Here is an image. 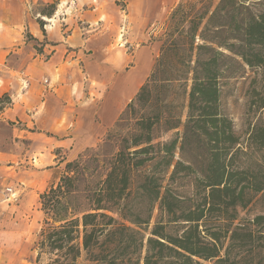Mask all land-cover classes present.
I'll use <instances>...</instances> for the list:
<instances>
[{
	"label": "rangeland",
	"instance_id": "1",
	"mask_svg": "<svg viewBox=\"0 0 264 264\" xmlns=\"http://www.w3.org/2000/svg\"><path fill=\"white\" fill-rule=\"evenodd\" d=\"M55 2L53 10L50 4ZM72 0H50L44 4L35 5V9L40 13L52 11L50 16L43 15V21L50 24L47 18L53 15L61 14L64 11L67 2ZM194 0H178L177 3L168 10L163 18L152 28L153 33L149 40L152 41L154 48L153 62L148 76L143 85L140 86L134 98L121 111L118 118L111 126L102 140L93 147L83 149L78 155H82L83 162L88 165L89 172L84 181L88 183L91 189L97 190L103 186L102 180L105 173L111 170L112 160L116 151L123 150L126 144L132 139L131 136L139 133L141 129L142 136H151L148 142L143 138L139 154L130 155L132 162H139L137 165L127 164L129 168V184L126 191L127 196L120 201H114L116 205H126L130 211H140L142 219L149 218V225H133L131 221L126 224L139 229L144 236L143 248L138 241H132L127 251L115 253V257L124 261L120 264H133L132 260H139V264H144V257L153 249L147 244V238L151 235L152 229L159 222L165 225L164 232L170 236H179L186 230L187 222L180 219H170L168 214L163 215L160 210L161 200L154 199L155 194L145 195L143 178L155 172L158 177L157 189L161 196L165 191H169L182 204L202 202L200 207L208 208V201L203 197L209 194L210 187L202 185L200 188L197 180L202 177L199 166L208 160L209 147L204 148V136L198 140L190 133L191 126L195 122L191 116L196 115L194 101L191 100L190 93L193 83L197 76V69L200 64L207 62L219 52L222 62L219 64V74L216 86L219 91L217 102L215 104V113L218 118L224 120L225 132L231 134L233 140L227 143L225 150H222L221 160L225 165V172L228 174L237 168L252 165V171L258 174H264V133L263 141L256 139L260 130H264V65L257 63L249 65L243 60L240 53L234 49V45L239 41L230 33L232 21L228 15L230 12L237 13L235 18L241 20L239 13L240 7L248 8L251 13L257 16L264 8V0H237L236 5L224 4L221 0H214L210 13L203 19L199 34L205 30L213 33L216 39L227 44L220 49H209L207 44L197 36L194 48L190 47L191 34L189 26L184 22L177 11L180 3L186 8ZM64 2V3H63ZM233 6V8H231ZM205 47H199V46ZM231 45V46H230ZM218 50V51H217ZM192 120V122H191ZM190 126V127H189ZM150 128V129H148ZM188 129V130H187ZM149 130V131H148ZM255 132L253 140L251 137ZM189 136L191 141L184 146L185 137ZM173 140L177 141L174 148L170 150L164 148ZM132 148L128 152H133ZM168 150V151H167ZM208 153V154H207ZM77 155V156H78ZM136 155V156H135ZM77 156L74 158L76 159ZM176 162H182L185 166L197 167L198 171L191 173L189 170H178L175 177L172 173ZM162 164V165H160ZM15 167H20V163H13ZM155 165H160L158 170L153 171ZM254 166V167H253ZM93 168H97L94 172ZM264 177V175H263ZM249 181L240 178L234 183L245 184V188L250 190L246 205H234L225 207L232 211L233 216L229 218L233 227H245L252 229L256 238L255 243L264 240V223L253 222L256 216L264 215V187L261 190H251ZM14 184L12 182L9 193V202L16 203L20 197L19 192L14 194ZM226 183L223 182L221 187ZM248 185V186H247ZM141 186V187H140ZM43 187V185H42ZM141 189H140V188ZM41 188L36 189L38 191ZM143 189V190H142ZM247 191V190H246ZM157 200V201H155ZM142 201V203H141ZM125 206V207H126ZM182 208L185 206L181 205ZM233 206V207H232ZM163 208V206H161ZM0 209V238L5 240L0 245L3 247L14 248L16 260L14 264H46L47 256L42 255L40 261L35 262L37 251L34 243L37 239L38 231L41 227L42 212L39 210V203L35 193L26 202V205L19 209L17 214L13 212L6 203L2 204ZM149 212V216L147 213ZM218 213V212H215ZM115 221L110 223L108 218L99 221L112 224L107 226V230L112 231L116 227L117 216L110 214ZM209 216V212L206 213ZM216 218V216H213ZM210 218L214 220V218ZM209 219V218H207ZM173 220V221H171ZM210 220V219H209ZM206 221V220H205ZM264 222V221H263ZM262 227H259L258 224ZM200 229H202L200 227ZM230 234V232H229ZM228 232L221 239V253L230 243ZM202 236V235H201ZM138 238L141 235L137 236ZM12 238V240H10ZM263 238V239H261ZM130 243V241H129ZM149 251V252H148ZM126 252H129L128 254ZM258 252V251H257ZM257 252L254 253V264H264V258ZM110 252L109 254H112ZM83 259V258H82ZM79 260L78 264H96L85 260ZM214 260L203 261L207 264H220Z\"/></svg>",
	"mask_w": 264,
	"mask_h": 264
},
{
	"label": "crops",
	"instance_id": "2",
	"mask_svg": "<svg viewBox=\"0 0 264 264\" xmlns=\"http://www.w3.org/2000/svg\"><path fill=\"white\" fill-rule=\"evenodd\" d=\"M48 1L0 0V97L10 99L0 109V209L16 214L106 135L149 74L152 28L178 0H72L50 24L35 9ZM15 258L0 249V264Z\"/></svg>",
	"mask_w": 264,
	"mask_h": 264
},
{
	"label": "trees",
	"instance_id": "3",
	"mask_svg": "<svg viewBox=\"0 0 264 264\" xmlns=\"http://www.w3.org/2000/svg\"><path fill=\"white\" fill-rule=\"evenodd\" d=\"M213 1L194 0L186 8L182 6V3L177 7L182 20L187 23L192 31L191 48L195 47L197 36L210 47L208 50L227 46L226 43L218 41L213 33L208 30L199 34L201 23L210 13ZM221 1L225 2L224 4H237V0ZM55 2L50 4L51 10H53ZM116 2L122 8L124 7V0H116ZM240 8L241 20L235 18L237 13L230 12L228 15L232 21L230 33L239 41L238 44L231 45H234V49L249 65L257 63L264 65V8L257 16L253 15L248 8ZM51 10L46 14H41L50 16ZM221 58L217 52L213 58L200 64L190 93L191 100L195 103L193 108L196 107L197 112L195 116H191L194 117L196 133L194 126H191L190 133L197 140L200 136H204V148L207 146L210 150L208 151L209 154L207 153L209 155L208 160L198 168L203 175L197 180L200 188L202 185L210 187L209 194L203 197L204 201H208L210 205L205 209L200 207L202 202L194 204L195 201H193L194 203L190 205L186 204L187 202L182 204L184 201L177 199L169 191H165L161 196L157 189V174L153 172L151 175L144 176L143 188L144 192L147 193L145 195L155 194L154 199L159 200L160 198L161 206H163V208L160 206V210H162L163 215H169L167 216L169 220L181 218L188 225L181 235L170 236L164 232L165 225L157 222L151 231L152 233H150L151 235L147 238V244L153 250L148 251L149 253L144 257V264H207L204 262L214 259L220 264H254L253 256L257 251L264 258V240L255 243L256 238L252 229L244 226L230 229L229 218L233 216L231 214L233 212L225 209L231 205L236 207L238 202L240 203L238 205H246L247 203L245 201L248 200L250 190L245 188V184L234 183L236 180L238 182L240 178H244L249 181V186H247L251 190H261L264 187V174L255 173L257 169L252 171L251 164L240 169L237 168L229 174L225 172L221 153L222 150H225L224 145L231 142L233 138L231 134L225 132L224 120L218 118L215 113V104L219 95L216 83L219 64L222 62ZM9 102L8 95L2 94L0 109ZM263 133L262 128L256 137L259 142L263 141ZM142 135L140 129L139 133L131 136L132 139L129 143L126 144V140L123 139L125 142L123 150L115 152L112 168L105 173L106 176L102 180L103 186L97 190L91 189L88 183L84 181L85 176L92 174V172H89L88 165L83 162L82 155L67 161L59 169L57 179L50 183L38 197L39 210L43 216L34 243L37 251L35 262L38 263L41 256L46 255V264H78L82 258V260L96 264H120L124 260L117 258L119 256L115 257L114 254L127 251L132 241H138L143 248L144 236L139 229L127 225L126 222L131 221L133 225L144 224V226H148L149 218L141 220L140 211L132 212L126 205L120 206L114 202H120L123 197L127 196L126 191L129 184L127 164L137 165L140 162L130 163L132 161L130 155L139 154L138 152L142 148H138L141 147L144 137L148 142L151 141V136L146 134L143 137ZM254 135L255 132L251 140H253ZM190 141L189 136L185 137L184 146H187L186 144ZM176 142L173 140L169 145H164V148L170 150L171 155H173L171 150ZM132 148L135 149L128 154L127 151ZM160 165H155L153 171H157ZM181 169L189 170L191 173L198 171L197 167H189L183 165L182 162H176L172 175H176L177 171ZM93 170L95 172L97 168H93ZM223 182L226 184L221 187ZM181 205L185 206L182 208ZM207 212H209V216L206 215ZM110 214H115L118 221L112 231L107 230V226L112 224L102 223L100 225L99 223L101 218H108L110 223L115 221V218ZM210 215L211 218L213 216L216 218L213 217L214 220H211ZM259 221L261 224L264 223V215L256 216L253 220V222ZM261 224L259 223L258 226L262 227ZM227 232L228 234L230 232V243L221 253V239ZM138 235L141 237L138 238ZM110 252L113 253L109 254ZM139 260H132L133 264H139Z\"/></svg>",
	"mask_w": 264,
	"mask_h": 264
},
{
	"label": "built area",
	"instance_id": "4",
	"mask_svg": "<svg viewBox=\"0 0 264 264\" xmlns=\"http://www.w3.org/2000/svg\"><path fill=\"white\" fill-rule=\"evenodd\" d=\"M8 191H10V189H7Z\"/></svg>",
	"mask_w": 264,
	"mask_h": 264
}]
</instances>
